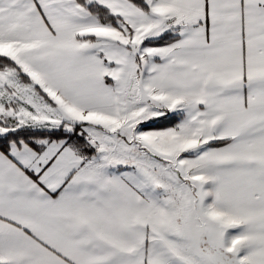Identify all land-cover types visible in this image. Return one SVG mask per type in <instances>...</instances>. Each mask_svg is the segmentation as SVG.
<instances>
[{"label": "snow or ice", "instance_id": "obj_1", "mask_svg": "<svg viewBox=\"0 0 264 264\" xmlns=\"http://www.w3.org/2000/svg\"><path fill=\"white\" fill-rule=\"evenodd\" d=\"M0 264H264V0H0Z\"/></svg>", "mask_w": 264, "mask_h": 264}]
</instances>
